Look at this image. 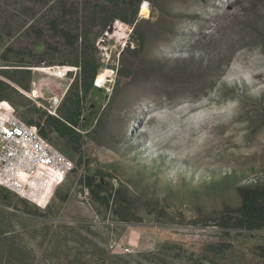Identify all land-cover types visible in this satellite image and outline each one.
<instances>
[{"label":"rangeland","instance_id":"1","mask_svg":"<svg viewBox=\"0 0 264 264\" xmlns=\"http://www.w3.org/2000/svg\"><path fill=\"white\" fill-rule=\"evenodd\" d=\"M36 2H2L1 31H13L15 36H4L0 54L8 44L33 47L35 38L24 34L26 29L30 25L48 29V21L65 5L72 4L77 10L74 25L91 34L101 27L96 5L113 7L108 0ZM27 3L36 4L34 18L22 15ZM143 6L138 17L146 45L134 59L135 80L120 84L112 105L108 97L115 95L117 75L111 66L117 65L129 34L117 22L97 42L99 56L108 64L100 73L106 83L99 86L107 95L101 99L105 124L97 141L86 137L83 146L84 157L93 167L118 165L121 177L130 181L131 189L124 195L127 201L131 197L136 200L137 205L119 202L118 206L129 210L128 217L114 216L103 206L93 205L94 215L81 218L72 209L74 192L69 206L53 202L59 187L54 182L38 189L35 202L29 200L36 212L26 211V203L20 199L7 204L17 215L20 234L35 250L39 264L42 257L51 263L68 264L70 258L78 257L96 264L99 253L95 244L109 251L107 264H124L115 256L125 254V247L134 257L132 264H159L147 255L156 252L157 257L164 255L172 264H264V230H223L216 216L221 207L218 200L176 199V207H172L165 201V175L157 180L139 169L150 159L161 164L163 158L168 168L165 174L176 187L181 185L182 169H192L195 174L239 169L252 175L264 171V0H152ZM107 33L111 38L104 37ZM60 56L63 59L71 54ZM155 59L165 62V67L158 68ZM45 69L52 78L51 90L60 91L63 97L70 83L63 73L75 68ZM58 77L61 80H56ZM83 173L79 169L63 186ZM80 196L84 198V192ZM156 196L158 201L151 203ZM49 203L60 209L53 219L41 213ZM165 210L175 218H169ZM112 243L118 247L112 249ZM164 244L177 246L180 250L174 252L181 257L163 251ZM189 256L193 260L189 261Z\"/></svg>","mask_w":264,"mask_h":264},{"label":"trees","instance_id":"2","mask_svg":"<svg viewBox=\"0 0 264 264\" xmlns=\"http://www.w3.org/2000/svg\"><path fill=\"white\" fill-rule=\"evenodd\" d=\"M3 1L0 0V7ZM108 1L112 2L113 7L111 9L108 7L103 9V6L96 5L97 10L95 13L98 15V22L101 25L96 33L91 34L87 30L80 31L79 27L73 23L77 10L72 4L65 5L57 17L48 21V29L35 28L32 25L26 29L24 34L35 38L33 47L20 46L16 48L13 44H8L0 54L1 60L8 67L7 69H0V75L16 83L20 79L16 77L18 74L15 75L14 72L27 73L30 72L29 68L31 67L67 66L68 68H75V71H69L67 74L71 82L55 113H50L42 106L32 107L27 113L29 116L35 113L37 119L28 118L26 124L35 128L39 135L47 140L51 139L48 134L49 131L54 132L57 138L65 141L64 146L68 152L81 156L75 162V168L68 177L78 174L81 168L84 170L83 175L78 177L77 180L76 176L65 187L63 185L68 182L67 177L52 197L53 202L69 206L68 202L74 192L75 197L73 199L75 201H72L73 199L71 201L75 207H72V209L81 218L94 215L93 205H101L114 216L122 217H128L129 210H125L126 206H118L119 202L120 204L128 202L130 207L137 205L136 200L131 197L128 198L130 201H127V195H124L128 194V189H131L130 181L125 177H121V171L117 164H99L93 167L91 160H83L82 158L85 137H89L96 142L97 135L105 124L100 99L104 95L105 89L95 84L101 70L108 66L104 58L99 56L97 45L99 38L108 30L109 26L117 22H120L121 28L129 34L126 45L119 51V57L116 59L117 65L111 66L117 78L113 87L115 95L108 97V104L110 105L114 103L120 84L122 82L131 83L135 80L136 66L134 59L140 55L139 53L144 49L147 41L146 35L140 27L142 21L139 20L138 14L141 8L144 7L143 5L152 2V0ZM37 3L47 5L50 0H37ZM36 4L27 3L22 9V15L25 18H34L36 16ZM2 18L3 16L0 13V23ZM44 18L41 20H44ZM120 29L118 28V30ZM106 35L111 38V34L107 33ZM4 36L14 38L15 34L13 31L6 30L5 33L1 31L0 41L4 39ZM64 52L71 54V57L65 56L62 59L60 54ZM155 61L158 68L165 67V62L159 59H155ZM226 87L225 85V90ZM9 88V83L0 79V91L3 92ZM97 96L100 100H97ZM0 98H2L1 95ZM104 98H107V95H104ZM161 160L164 161L163 158ZM163 161L159 164L155 159H150L148 165L141 164L139 169L141 168L142 173H150V175L156 176L157 180H161L162 174L165 175L164 194L167 204L176 207V199L183 200V202L189 200L213 202L218 200L221 207L219 213L216 212V216H218V224L222 226L223 230L231 229L247 233L264 230V171L261 173L254 172L252 175H248L239 169L230 171L212 170L203 174H195L192 169H182L179 177L180 186L182 187L180 189V186L171 185L170 178L165 174V170L168 168L167 165L164 167L165 163ZM72 185H74L73 190ZM85 189H88L87 199L79 197ZM15 199H20L21 202L26 203V211L36 212V209L31 207L30 204L32 203L29 200L19 197L0 186V264H39L36 261L37 254L35 250L29 246L20 234V229L17 227V222H19L17 215L8 206ZM157 199L156 196V199H152L151 203L155 200L158 201ZM13 206L17 205L13 204ZM59 211V208L49 203L45 206L44 212L41 213L44 218L53 219L52 216L57 215ZM164 213L169 218H175L167 210ZM178 214L183 217L181 212L178 211ZM198 219H201V217L199 216ZM86 240L89 241V239ZM94 247L99 253L96 264H107V259H111L109 251L97 244ZM162 247L163 251L173 252L177 258L181 257L180 253L174 252L180 250L177 246L164 244ZM158 254L156 252L147 255L152 256L154 261L159 264H172L168 257H164V255L157 257ZM115 258L121 259L124 264H132L134 257L123 254L115 256ZM192 258V256H189L187 259L191 261ZM40 262L43 264H60L51 263L49 260H45V257H42ZM77 263L88 264L89 262L81 261L78 257L68 260V264Z\"/></svg>","mask_w":264,"mask_h":264},{"label":"built area","instance_id":"3","mask_svg":"<svg viewBox=\"0 0 264 264\" xmlns=\"http://www.w3.org/2000/svg\"><path fill=\"white\" fill-rule=\"evenodd\" d=\"M64 72V76L68 74ZM95 84L99 86L97 80ZM61 100L62 95L56 94L46 109L55 113ZM3 104L0 103V186L35 202L38 189L47 188L54 182L60 185L74 170L75 163L42 138L35 128L21 121L14 109L3 107ZM87 198L88 189H85L84 199ZM110 247L115 249L118 244L112 243ZM123 252L127 254L130 249L125 247Z\"/></svg>","mask_w":264,"mask_h":264},{"label":"crops","instance_id":"4","mask_svg":"<svg viewBox=\"0 0 264 264\" xmlns=\"http://www.w3.org/2000/svg\"><path fill=\"white\" fill-rule=\"evenodd\" d=\"M7 68H8L7 64L4 63L0 57V69H7ZM45 68H48V67H45V66L31 67L29 68L30 72H27V73L19 72V71L14 72L15 75L18 74L16 77L20 79L18 83L9 81L3 75H0V79L9 83L10 85V88L8 90H5L3 92L0 91V95L2 96V98H0V103H4L3 107L9 106L12 109H14L18 118L24 123H26L28 118H32L34 120L37 119V115H35V113H33L32 115L30 114L29 116L27 111H30V109L35 106L37 107L42 106L44 109H46L49 106L50 99L53 96H55V94H60V91L53 93V90H51L50 83H51L52 78H51V75L45 72L46 71ZM60 78L58 77L56 80H61ZM69 81L71 82V80ZM66 90H63V93H65ZM103 96L104 95H102L100 99H102ZM98 99H99V96H97V100ZM24 101L26 102L24 103ZM48 134L50 135L49 137L51 139L49 140L45 139V140H47L55 148H57L64 154L67 153L68 157L70 156L69 158L72 161H74V163L80 159L81 157L80 155L72 153V152L68 153V151L66 150L64 146L65 141L57 138L54 132L49 131ZM82 158L83 160H86V159L90 160L89 158L84 157V153H82ZM92 166L94 165L92 164Z\"/></svg>","mask_w":264,"mask_h":264},{"label":"bare ground","instance_id":"5","mask_svg":"<svg viewBox=\"0 0 264 264\" xmlns=\"http://www.w3.org/2000/svg\"><path fill=\"white\" fill-rule=\"evenodd\" d=\"M118 26L116 27V29L118 30ZM106 82V77L103 75V74H100L98 77H97V83L98 85L100 86L101 84L105 83Z\"/></svg>","mask_w":264,"mask_h":264},{"label":"water","instance_id":"6","mask_svg":"<svg viewBox=\"0 0 264 264\" xmlns=\"http://www.w3.org/2000/svg\"><path fill=\"white\" fill-rule=\"evenodd\" d=\"M107 35L105 34L104 37H106Z\"/></svg>","mask_w":264,"mask_h":264}]
</instances>
